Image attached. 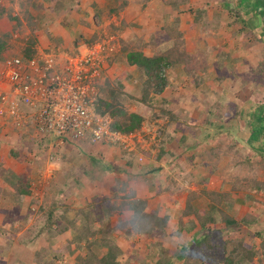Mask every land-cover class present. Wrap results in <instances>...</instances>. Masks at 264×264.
Here are the masks:
<instances>
[{"label": "rangeland", "instance_id": "1", "mask_svg": "<svg viewBox=\"0 0 264 264\" xmlns=\"http://www.w3.org/2000/svg\"><path fill=\"white\" fill-rule=\"evenodd\" d=\"M168 1L127 0L126 8L119 15L111 16L109 0H71L66 2L68 8L58 12L54 8L56 0L46 2L41 9L27 6L28 0H0V5L5 7L4 2H7L6 8L24 20L25 33L15 35L12 40L16 46L21 43L20 38L26 39L30 33L26 10L33 15L39 13L42 29L47 30L46 47L40 46L38 50L49 53L55 49L60 62L78 51L85 52L87 47L97 49L101 45L98 57L102 60L103 77L115 90L116 82L123 85L121 97L128 110L146 116L140 132L122 136L120 141L91 144L84 151L82 145H75L81 150L70 152L71 159H68L71 161L67 160L70 164L57 168L46 166V159L51 160L46 153L51 148L50 142H35L30 138L29 142L20 140L16 129L1 123L7 126L8 133H1L0 168H7L3 163L5 160L19 173L25 172L29 164L27 159L37 151L41 154L38 157L42 158L39 159L41 164L36 166H43L44 173L33 196H22L16 203L0 200V264H41L39 258L53 264H78L79 257L87 253L85 244L73 255L65 249L68 242L76 238L77 231L69 228L67 232L58 234V226H55L56 234L49 229L41 234L42 229L48 228L49 213L53 212L58 219L62 217L63 224L67 225L86 204V207H91L93 202L107 196L109 206L118 208L124 196L131 193H135L134 199H146L150 210L170 218L162 238L147 239L136 231L129 233L128 221L132 215L129 210L118 213L115 209L105 214L104 222L97 221L93 227L98 229L108 225L113 229L109 238L123 250L119 258L121 264H156L157 256L161 254L182 264V261H177L180 246L192 244V233L199 230L178 236L179 219L188 193L203 189L200 177L207 176L206 187L209 190H228L236 178H263L264 169L258 165L251 169L236 166L235 163L244 157L235 154L239 153L242 145H246L243 152L253 154L247 144L250 127L246 116L251 109L264 104V90L259 88L258 76L254 75L264 69V18L258 17V11L248 8L246 14L240 15L246 24L239 22L237 16L243 12L239 0H186L177 8ZM199 9L207 10L206 18L199 19ZM55 24L62 30L56 38L49 33L55 31ZM14 27L13 21L0 22V35ZM172 31L183 34L187 54L195 56V60L187 67L180 64L171 69L169 87L163 94L152 95L150 102L144 104L140 101L142 89L137 68L117 59L111 62V57L124 52V43L135 48L142 46L149 56L165 52L174 43ZM91 41H94L93 45ZM4 60H0V73ZM205 65L206 70H203ZM192 66L194 77L185 70ZM199 78L204 81L201 86L196 85ZM230 104L237 105L244 114L225 117V111L232 110ZM162 110L177 119L172 120L170 115L156 119L155 115ZM12 129L13 133H10ZM212 133L217 138L212 146H221L222 152L231 146L236 148V153L224 152L218 161L215 159V166L202 156L195 159L211 147L208 135ZM222 133L229 134V137L223 139L225 135L220 137ZM193 144H198V147L192 149ZM258 160L253 158L254 164ZM129 161H132V166L127 165ZM2 181L0 179V194L2 191L3 195L17 194L16 188L9 189ZM121 182H127V185ZM162 187H170V191L158 195ZM254 193L260 201L243 206L242 214L255 215L258 222L250 230H242L240 236L260 248L264 243V195ZM232 196L244 198L245 193ZM191 220L193 218L185 219V223L189 226ZM119 225L122 227L118 228ZM76 228L81 230V224ZM2 231L7 232L6 238H3ZM258 233L263 234L262 239ZM158 242L161 243V254L156 255L149 246ZM76 246L75 243L73 248ZM62 251L65 256L58 259L56 256H62Z\"/></svg>", "mask_w": 264, "mask_h": 264}, {"label": "trees", "instance_id": "2", "mask_svg": "<svg viewBox=\"0 0 264 264\" xmlns=\"http://www.w3.org/2000/svg\"><path fill=\"white\" fill-rule=\"evenodd\" d=\"M51 0H28L27 6L34 9H41L44 4ZM71 0H56L54 5L55 10L58 12L62 8L66 9V2ZM243 12L239 13L237 20L242 24H246V21L241 15L246 14V10L250 8L252 11H258V17L264 18V0H239ZM169 4L173 7H179L180 4L186 3V0H169ZM26 4V3H25ZM127 0H109L108 12L112 15H119L127 6ZM29 7V8H30ZM28 8V9H29ZM27 26L30 31L28 37L20 38V44H16L12 41L15 35H23L25 33L24 20L18 15H13V10L7 9L0 5V21L8 15L10 21L15 23L13 30L6 32L3 36L0 35V60L6 59L8 55L15 54L16 56L23 57L24 59H31L37 56L39 53V33L42 28L39 16H33L26 10ZM207 10L199 9L198 16L206 18ZM110 16V17H111ZM199 20V21H200ZM264 23V22H263ZM264 34V32H263ZM171 38L174 39L173 45L169 50L165 52H159L152 56L147 55L142 46L137 45L136 48L124 43L123 53L115 54L111 57V62L114 60L123 61L130 67H135L140 74V87L142 89L141 102L148 104L152 95L163 94L169 87L170 82L168 80L169 71L175 68L177 65L182 64L188 66L193 64L195 56L187 54L185 49V42L183 34L181 32L172 31ZM91 45L94 41L90 42ZM50 51V50H49ZM121 54V55H120ZM10 57V56H9ZM200 66V65H199ZM193 67V66H192ZM263 67V66H262ZM203 70H206V65ZM188 75L194 77V67L185 68ZM264 69L261 68L256 74L260 82V89L264 90ZM196 77V76H195ZM101 80V81H100ZM98 82V88L100 89L99 95L94 104V111L103 116L111 119L110 129L122 136H131L140 132L146 121V116L138 112H131L128 110L122 101V87L123 85L116 82L117 89L111 85L107 78L103 75ZM204 83L202 78L196 80V85L201 86ZM230 108L235 111H225V117L242 116L243 110L235 104H230ZM167 115L171 116L172 120L177 118L162 110V113L155 115L156 119H161ZM245 116V115H244ZM249 121L250 131L248 133V148L250 153L247 154L242 151L246 145L241 146L239 153H236V148L231 146L228 150L221 151V146H212V142L217 139L212 133L208 135V142L211 144L210 148L199 156H195V159L201 157L202 159L209 160V164L215 166V159L218 161L223 153H236L235 155H241L244 157L241 161L235 163L236 166L241 168L246 167L251 169L254 165L260 166L264 169V104H260L251 109L249 115L246 116ZM225 138L229 137L227 133H222ZM115 143V142H114ZM118 143V142H117ZM198 144H193L192 149L197 148ZM234 150V151H233ZM148 156L149 154L146 153ZM253 158L260 159L254 164ZM160 160V157H158ZM214 161V162H213ZM127 165L132 166V161H129ZM0 178H4L6 183L16 188L17 194L3 195L0 194V200L2 202L16 203L22 196H28L33 194V186L29 175H17L11 170L0 168ZM246 179V178H245ZM200 184L203 186L201 191H190L185 203V208L179 219V228L177 235L181 236L183 232L190 233L194 229L198 228V232L194 234L192 244L180 246L181 253L177 256V261H182V264H264V243L260 248L254 246V244L247 243L243 237L240 236L242 230H250L252 225L258 222V218L252 214H242V207L249 204L260 201L257 195H264V176L257 180H242L236 178L230 184L228 190H209L206 187L207 176L200 177ZM122 185H127V182H121ZM169 188L159 189L158 195L167 193ZM245 193V197L233 198V194L239 195ZM135 193L127 194L123 198V202L120 207H110V201L108 198L103 197L101 201H95L90 206L83 207L78 211V215L67 225L63 224L62 217L59 219L54 217L53 212H50L47 218V227L41 230L43 235L46 229L54 231L56 234L55 226H58L57 233L63 234L70 229L77 231V236L73 241H69L65 249L70 254H75L77 250L84 246L87 248L85 256H80L78 264H121L119 258L123 255V250L118 243L109 238L113 229L110 226L103 228H95L93 225L97 222H104L105 214L117 211L118 213H124L129 210L132 215L128 221L130 224V233L137 232L147 239L162 238L167 231V225L169 223V217H161L155 211H148V201L146 199H134ZM107 204V206H106ZM1 206V205H0ZM89 206V204H88ZM106 206V207H105ZM110 207V208H109ZM109 209V210H106ZM56 209V207H55ZM40 211H43L40 208ZM191 224L188 226L185 223V219H190ZM27 219V216H26ZM81 224V230H77V224ZM122 226H118L121 228ZM3 238H6L7 232L2 231ZM99 235L101 237H99ZM257 236L262 239L263 234L258 233ZM76 243V248L73 245ZM161 243L151 244L149 250L160 253ZM2 248V247H0ZM263 251L261 252V250ZM65 251V250H64ZM60 252L62 256H56L58 259L63 257V252ZM161 254V253H160ZM38 255V254H37ZM65 256V255H64ZM158 261L156 264H177L174 260L163 254L158 255ZM41 264H53L54 262H46L39 258Z\"/></svg>", "mask_w": 264, "mask_h": 264}, {"label": "built area", "instance_id": "3", "mask_svg": "<svg viewBox=\"0 0 264 264\" xmlns=\"http://www.w3.org/2000/svg\"><path fill=\"white\" fill-rule=\"evenodd\" d=\"M101 50V45L87 47L63 62L55 49L31 59L7 57L0 73V121L40 142L83 146L120 141L122 135L110 129L111 119L94 111Z\"/></svg>", "mask_w": 264, "mask_h": 264}, {"label": "crops", "instance_id": "4", "mask_svg": "<svg viewBox=\"0 0 264 264\" xmlns=\"http://www.w3.org/2000/svg\"><path fill=\"white\" fill-rule=\"evenodd\" d=\"M5 4H6V6L8 5L7 4V2H4ZM4 4V5H5ZM5 6V7H6ZM11 6V5H10ZM8 7V6H7ZM11 8H13V6H11ZM33 9V8H32ZM31 9V10H32ZM36 11V10H35ZM31 14H32V12H31ZM39 14V13H38ZM38 14H34L35 15V17L36 16H38ZM13 15L15 16V15H17V14H14L13 13ZM33 15V14H32ZM33 15V16H34ZM48 18L49 19H51V17H49L48 16ZM4 21H8V22H11L10 21V19H9V17H8V15L6 16V17H4L0 22H4ZM55 31H53V32H50L49 31V33L52 35V37H57V36H59V34H61L62 33V30H61V28L59 27V25H56L55 24ZM43 28V27H42ZM42 28H40V33H39V35H38V37H39V43H38V48H40V46L41 47H46L45 45H44V41H45V39H46V35H45V32L47 31H43V29ZM48 40V39H47ZM49 41V40H48ZM46 45H48V42L46 43ZM2 121H0V141H2V137H1V133H3V131H5V132H7L8 133V131H7V126H3L2 124ZM4 123V122H3ZM5 124V123H4ZM11 128V127H10ZM7 133H5V134H7ZM10 133H13V129H12V131H10ZM4 134V133H3ZM11 135V134H10ZM18 137H19V139L20 140H24V141H30V139L31 140H34L35 142H38V140L37 139H35L34 137H33V135L31 134V133H29V134H25V133H18V135H17ZM10 137H12V136H10ZM30 138V139H29ZM40 142V141H39ZM42 142H45V141H42ZM2 143L0 142V145H1ZM50 146H51V148L50 149H48L47 151H46V153H48L47 155H50V159L51 160H49V159H46V162H47V165L46 166H51V167H53V166H56V168L57 167H59V166H67V165H69L70 163H67L68 161H71L70 159H71V157H70V152L71 153H75V152H79L80 150H81V148H80V150H79V148H76V146L75 145H73V144H70V143H63V144H61V143H59L58 141H53V142H50V144H49ZM97 145H99V144H97ZM92 145H90V144H84L83 145V148H82V150L84 151L85 149H89V147H91ZM64 152H67V153H64ZM45 153V154H46ZM45 154H44V159H45ZM39 155H41V154H39L37 151L33 154V155H31V157H29L27 160H29V164L26 166V171L25 172H18L17 170H15L14 169V166L10 163H8L7 161H5L4 160V165H5V167H7L6 168V170H11V171H13L15 174H17V175H19V176H21V175H24V174H27V175H29V178H30V182H31V184H32V186H33V189H34V191H33V194L32 195H28V196H25V197H31V196H33L34 195V193L36 192V187H37V185H38V183L37 182H40V177L43 175V173H44V168H43V166H41V168L40 167H37L36 166V164H41V162H40V158H42V157H38ZM60 156L62 157V158H60ZM70 157V159H68ZM6 160H7V158L6 157H4ZM38 158V159H37ZM25 161L26 163H28V161ZM68 160V161H67ZM3 161V160H2ZM2 161H1V163H2ZM17 161V160H16ZM15 163V162H14ZM18 163V162H17ZM0 179H2L3 181V184L5 185V186H7L9 189H14V187H12V186H10L9 184H7L6 183V181H5V179L4 178H0ZM39 179V180H38ZM2 184V186H4ZM103 197H107V196H103ZM103 197H101V198H103ZM156 199H157V197H156ZM92 202V201H91ZM4 203V202H3ZM84 204H85V202H84ZM87 205V204H86ZM85 205V206H86ZM3 209V208H2ZM149 210L148 211H152V210H150V208H148ZM4 210V209H3ZM198 229V228H197ZM194 231V230H193ZM192 231V232H193ZM191 232V233H192ZM192 234H195V233H192ZM183 236H184V234H183Z\"/></svg>", "mask_w": 264, "mask_h": 264}]
</instances>
